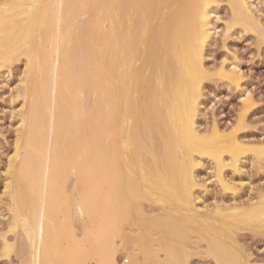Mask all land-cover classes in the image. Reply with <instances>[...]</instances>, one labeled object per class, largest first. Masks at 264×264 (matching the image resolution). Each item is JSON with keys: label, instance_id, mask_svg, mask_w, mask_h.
<instances>
[{"label": "bare ground", "instance_id": "bare-ground-1", "mask_svg": "<svg viewBox=\"0 0 264 264\" xmlns=\"http://www.w3.org/2000/svg\"><path fill=\"white\" fill-rule=\"evenodd\" d=\"M217 2L0 0V74L17 61L25 66L5 191L8 231L24 239V252L29 246L26 264H119L120 248L131 242L145 263L162 250L166 262L184 264L188 229L217 264H252L237 235L251 229L263 237L264 195L243 207L195 204L198 158L215 163V179L227 190L225 167L250 152L264 155V144L240 136L246 107L231 129L197 126L203 83L213 74L204 51ZM227 2L228 30L259 32L247 0ZM217 75L238 80L234 69ZM4 240L8 257L15 244Z\"/></svg>", "mask_w": 264, "mask_h": 264}, {"label": "rangeland", "instance_id": "rangeland-1", "mask_svg": "<svg viewBox=\"0 0 264 264\" xmlns=\"http://www.w3.org/2000/svg\"><path fill=\"white\" fill-rule=\"evenodd\" d=\"M247 4L249 9L251 8L250 10L256 18V21H258L260 25L259 32L258 30L250 31L249 29H243V27L239 25H234L235 27L232 26L231 29L229 28L230 30H228L226 26L228 24L227 22L230 21L232 11L228 6L227 0H218V2L211 7L213 10L211 16L213 29L211 40L204 51V63L206 68L213 74L203 83L204 89L202 90L200 98L201 104L196 117V122L197 126L199 124L198 129L200 130H207L214 124L221 129L228 130L235 125L239 114L242 113L244 107H246L245 126L240 131V136L248 144L263 145L264 0H247ZM217 17L220 19H217ZM224 60H227L228 63L224 64ZM10 66L3 68L0 74V264H26L27 260L25 259L28 257V254L26 253L29 246L26 245V252H24L22 250L23 248H21V243L24 239L22 237V239H19V234L8 231L11 222V212H9L10 195L8 196L9 193L5 191V184L9 178L7 170L9 159L15 150L18 128L17 122L21 119L18 116L24 105L22 97H17L16 95L18 93L17 89L20 88V80L21 77H23L25 69L22 61H17ZM221 67H224L227 71L234 69L238 77L237 82H230V80L227 81L225 77L223 78L222 76L217 75V71ZM249 93H251L250 97L248 95ZM213 103L216 104L215 108H212ZM197 161L201 162V165H199V163L195 168L197 182L199 183L198 187L196 186L197 188L195 187L196 189H194V195L196 194L195 196L197 197V199H195V204L198 207H203V210L206 209V206H208L209 209L212 207L214 209L219 207L218 205L232 206L231 204L235 205V203L236 205L238 203L240 205H247L246 203H253L257 198L259 199V195H264V155L263 157L257 158V156L255 157V155L250 152L247 157L244 156L240 159L237 167H233L232 165L225 167L223 170V176L225 181L231 187L227 190L221 186L217 179H215V163L210 158H198ZM103 193L105 194V191L102 190L100 194L103 196ZM145 200L146 199H144L143 202L145 203L147 201V204L148 200ZM143 202H140V206ZM146 204L143 207H145ZM150 204L148 203V205ZM155 204L156 203H153V205L151 204L152 207H154ZM157 206H159V203ZM243 206L241 205V207ZM152 207L150 206L148 208ZM159 207L157 208L159 209ZM145 208L146 209H142H144V211L146 210L145 212L148 213V210L150 209L147 210V206ZM70 210L73 211L71 214ZM70 210L69 217L71 216L70 221L73 223L71 224L74 229L73 232L76 230L74 234H78V237H81L82 219L81 217H78L79 213L74 210V207L71 208L70 206ZM151 210L153 211L155 209ZM159 210L162 211L161 209ZM157 211L158 210H156V214ZM160 211H158L159 214H161ZM149 213H151V211H149ZM177 216H182V214H177ZM72 218L73 220H71ZM132 228L131 226L130 228L127 226L128 230ZM186 228L188 229V227ZM135 229L137 228L135 227L132 230ZM190 230L191 229L187 230L189 235L186 239L187 241L183 242V247L186 246L184 250L187 255L184 253L180 254L182 258L184 257V264H217L218 262L215 261L216 259H214L212 255H209V253L207 254V252H205L207 248L206 241L199 239V235L196 231L193 230L191 232ZM129 231L130 233L133 232V235L137 230H135V232L131 230ZM189 231L194 236L191 235ZM238 232H240L237 235V239L240 243L239 245H243L241 249H243L244 253L248 251V254L250 253L249 255L252 253V256L250 257L252 264H264V235L261 237V234H256L259 236L258 237L255 235L257 232H254L251 229H246L243 233L242 230ZM190 236H198V238L191 239L193 237ZM5 238L7 242L13 243V245L15 244L14 251L11 252L8 257L3 256L2 254ZM196 240H198V242ZM27 243L26 240V244ZM101 244L102 242L99 243V246ZM149 244L151 245L150 242ZM126 245L122 246L118 252L117 259L119 264H123L124 261L126 262L127 258H137L138 264H172L165 261V252L162 250H158L159 252L157 251L159 256H157V258L154 257L156 260L151 258L153 257V254L150 256L148 262L146 261L145 263L142 253L137 257L134 254L135 251L132 250V242L131 244ZM130 245L131 247L129 248ZM102 246L103 245L100 247ZM154 246L157 250L158 244L156 243ZM155 247L153 248L155 249ZM245 249H247V251ZM129 250L131 251L127 252ZM130 253L133 255L128 257ZM157 254L155 253L154 256Z\"/></svg>", "mask_w": 264, "mask_h": 264}, {"label": "snow or ice", "instance_id": "snow-or-ice-1", "mask_svg": "<svg viewBox=\"0 0 264 264\" xmlns=\"http://www.w3.org/2000/svg\"><path fill=\"white\" fill-rule=\"evenodd\" d=\"M217 19H220V18H219V17H217ZM225 35H227V34H225ZM223 63H224V64H227V63H228V61H227V60H224V61H223ZM248 95H249V97H250V96H251V93H249ZM215 106H216V104H215V103H213V104H212V108H215Z\"/></svg>", "mask_w": 264, "mask_h": 264}]
</instances>
